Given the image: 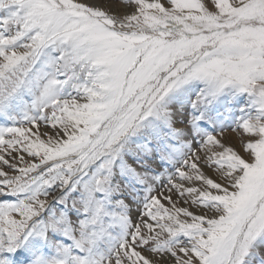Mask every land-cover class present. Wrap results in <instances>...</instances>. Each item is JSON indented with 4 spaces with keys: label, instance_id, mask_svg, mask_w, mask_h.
I'll use <instances>...</instances> for the list:
<instances>
[{
    "label": "snow or ice",
    "instance_id": "1",
    "mask_svg": "<svg viewBox=\"0 0 264 264\" xmlns=\"http://www.w3.org/2000/svg\"><path fill=\"white\" fill-rule=\"evenodd\" d=\"M0 264H264V0H0Z\"/></svg>",
    "mask_w": 264,
    "mask_h": 264
},
{
    "label": "rangeland",
    "instance_id": "2",
    "mask_svg": "<svg viewBox=\"0 0 264 264\" xmlns=\"http://www.w3.org/2000/svg\"><path fill=\"white\" fill-rule=\"evenodd\" d=\"M80 2H84V3H99V0H80ZM126 6L123 3H113L110 6L106 5V10H108L110 12V14H114V15H123L127 12H130L131 10L129 8H125ZM122 8H125L124 10ZM234 140V141H233ZM239 140V132H233L231 130V128L227 129V131L225 132V139L224 142L226 144H231L237 151L242 153L241 150V145L238 142ZM211 174V173H210ZM133 218L135 219V215L133 216Z\"/></svg>",
    "mask_w": 264,
    "mask_h": 264
},
{
    "label": "bare ground",
    "instance_id": "3",
    "mask_svg": "<svg viewBox=\"0 0 264 264\" xmlns=\"http://www.w3.org/2000/svg\"><path fill=\"white\" fill-rule=\"evenodd\" d=\"M126 8V7H125ZM125 8H122L123 10L125 9ZM234 141V140H233ZM237 149V148H236Z\"/></svg>",
    "mask_w": 264,
    "mask_h": 264
}]
</instances>
